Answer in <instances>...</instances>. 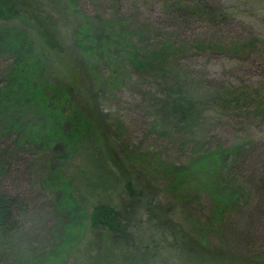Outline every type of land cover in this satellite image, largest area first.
<instances>
[{"label":"trees","instance_id":"trees-1","mask_svg":"<svg viewBox=\"0 0 264 264\" xmlns=\"http://www.w3.org/2000/svg\"><path fill=\"white\" fill-rule=\"evenodd\" d=\"M75 1L68 9L77 24L68 37L36 0H0V59L5 64L0 68V264L12 257L18 264H62L74 245L76 229L83 228L87 217L68 189L64 165L84 149L117 163L122 160L135 170L139 161L124 145L126 160L111 147L110 130L118 142L121 133L112 128L107 108L116 93L125 90L135 96L142 87L146 89L139 105L152 118L149 132L156 130L158 141L177 137L183 152L147 166L148 171L138 168L141 172L133 178L128 173L129 201L137 208L146 200L143 206L151 220L180 233L182 249L199 264H264V136L246 132L240 141H214L206 120V112L240 107L247 109L245 124L248 119L263 121L264 81L226 83L194 67L188 71L183 62L188 52L264 57V36L252 31L227 40H183L129 13L87 15L74 6ZM232 8L221 0H176L171 5L180 17L204 18L214 26H231ZM158 141L154 145L172 156ZM152 155L158 158L160 152L152 150ZM22 158L32 160L29 169L35 175L44 172L57 194L58 218L67 226L62 237L55 234L57 241L49 249L41 248L43 252L34 246L18 250L17 235L30 198L1 184L20 171ZM104 162L108 167V160ZM204 194L211 203L208 212L197 208ZM192 203L193 213L188 207ZM252 205L256 208L239 235L230 237L228 223ZM125 212L101 201L93 207L90 221L98 237L123 246L124 261L136 264L134 250L140 253L142 247L133 239ZM102 241L96 244L100 250L96 262L111 264L114 259L101 258ZM21 255L23 262L16 259ZM118 261L115 264H121Z\"/></svg>","mask_w":264,"mask_h":264},{"label":"rangeland","instance_id":"rangeland-1","mask_svg":"<svg viewBox=\"0 0 264 264\" xmlns=\"http://www.w3.org/2000/svg\"><path fill=\"white\" fill-rule=\"evenodd\" d=\"M36 1L45 8L42 13L53 18L62 34L68 37L72 36L77 24V22H72V20L75 21L73 10L68 9L71 7L72 0ZM174 1L176 0H76L77 3L74 6L87 15L98 11L105 14L111 12L129 13L138 21L151 23L158 28L171 31L183 40H193V38L204 40L223 38L227 40L242 32L252 31L264 36V0H221L233 5L232 14L235 18L231 17L233 19L231 26H214L200 17H180L176 12L171 11ZM183 62L188 71L193 72L194 67L205 76L215 77L226 83L258 85L264 81V57L257 53L240 59L216 51L195 54L188 52L184 55ZM3 65H5L4 61L0 59V68ZM144 89L146 88L142 87L141 91H136L135 96H131L125 90L116 93L109 99L107 108L112 128L121 133V142H118L114 140L116 137L113 136L112 129L110 133L108 131L111 137L110 141H112L111 147L115 148L119 156L126 160L129 158L125 156L124 145L139 161V164H136L137 169L131 171L128 165L122 163V160L117 163L110 156L98 157L95 150L86 153L84 149L80 154L72 156L70 161L64 165L69 185H71L68 189L71 190L72 198L84 208L87 217L83 228L76 229L77 238H74V245L70 247L67 255L61 261L62 264H99L96 259L100 250L96 244L101 243L104 239L102 246L99 245L102 249L101 258L108 257V262L112 259L117 262L120 259L119 263L127 264L124 261L126 256L123 246H115L114 243L112 244L111 238L98 237L91 225L90 213L93 207L101 201L109 202L116 207L121 206L127 211L125 214L131 223L130 230L133 232V239L142 247L140 253L134 250L135 254H138L136 264H199L193 260L189 252L182 249L180 233H171L169 227H165L166 225H156L151 220L149 211L143 206L146 200L137 208L129 201L132 188L126 186L128 173H132L133 178L141 172L138 168L142 167L148 171L147 166L153 167L158 165L160 160L169 161L172 158H177L183 152L177 137H171V139L165 140L166 142L164 139L158 141L157 139L161 138L158 137V132L156 130L149 132L152 118L146 114L147 108L144 105H139ZM246 113L247 109L244 110L240 107L230 110L217 108L206 112L210 137L214 141L221 139L230 143L240 141L246 132L264 136V120L259 122L248 119L245 124ZM105 117L104 123H106ZM103 129L106 131L105 127ZM190 139H193V135L185 138L186 141H190ZM156 141L167 147L166 149L172 156H169L167 151L162 150L161 147L154 145ZM152 150L159 151L160 156L154 157ZM182 157L185 158V156ZM27 159H20V171L9 174L6 179L1 180V184L11 192L28 194V198H30V210L22 218L17 235L18 250L21 253V250L34 246L39 248V252H43L41 248L44 246L45 249H49L57 241L55 234H61L62 237L63 228L66 231L67 226L63 227V222L58 218L55 207L57 194L53 191L49 180L45 177L44 172L38 176L35 175L32 168L29 169L32 160ZM106 160H108V167L105 166L104 161ZM120 167H123V170ZM210 205L209 196L204 194L197 208L208 212ZM188 207L193 213V203ZM254 208H256L255 205H252L249 210L246 208L238 215L237 220H231L228 223L227 233L230 237H234L235 234L239 235L250 211ZM257 244V247L261 246V240ZM237 245L235 247H238ZM89 246L93 247L90 251H88ZM106 249L109 252L105 253ZM151 254L154 255L155 263L151 262ZM13 259V257L10 258L5 264H18ZM16 259L21 262L24 260L22 255ZM115 262L112 261L111 264H115ZM25 263L26 261L22 264Z\"/></svg>","mask_w":264,"mask_h":264}]
</instances>
